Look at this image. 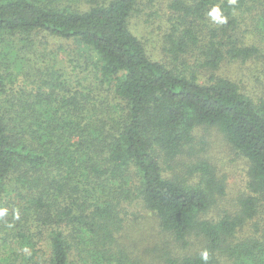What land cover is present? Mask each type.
I'll return each mask as SVG.
<instances>
[{
    "label": "trees",
    "instance_id": "1",
    "mask_svg": "<svg viewBox=\"0 0 264 264\" xmlns=\"http://www.w3.org/2000/svg\"><path fill=\"white\" fill-rule=\"evenodd\" d=\"M147 11L170 61L130 28ZM257 57L264 0H0V264H133L117 234L135 203L181 246L200 239L162 264H264V96L217 74ZM201 126L249 164L247 196L218 217ZM183 153V175H165Z\"/></svg>",
    "mask_w": 264,
    "mask_h": 264
},
{
    "label": "rangeland",
    "instance_id": "2",
    "mask_svg": "<svg viewBox=\"0 0 264 264\" xmlns=\"http://www.w3.org/2000/svg\"><path fill=\"white\" fill-rule=\"evenodd\" d=\"M163 25L162 17L154 11H147L145 14L139 13L130 21V28L142 40L149 54L167 62L166 59L170 61V56L166 52L167 44L163 37L165 26ZM73 43L69 41L67 44L74 46L75 43ZM217 74L231 77L244 92L264 96V59L260 57L251 58L245 62L225 63L217 71ZM192 137L196 153L211 163L215 174L224 185L223 194L218 197L217 203L213 204L212 209L206 213V217H218L224 213L236 211L240 201L248 193L247 172L249 164L247 159L231 147L217 127H198L192 133ZM179 157L182 165L177 160L161 162L165 175L171 176L173 172H179L183 175L181 168L189 162V155L183 153ZM122 205L124 206V200H122L121 207ZM124 209L127 210L124 211ZM120 213L125 218L122 219L120 235L117 234V236L129 256L128 262L133 264H162L168 254L172 257H182L201 249V242L197 235L189 236L188 245L183 247L171 235L161 232L156 225L157 221L154 215L148 212L141 203H135L128 208L126 205ZM125 236H130L132 240L140 236L141 239L135 247L133 241L124 238Z\"/></svg>",
    "mask_w": 264,
    "mask_h": 264
},
{
    "label": "clouds",
    "instance_id": "3",
    "mask_svg": "<svg viewBox=\"0 0 264 264\" xmlns=\"http://www.w3.org/2000/svg\"><path fill=\"white\" fill-rule=\"evenodd\" d=\"M231 3H235V0H230ZM211 17L213 18L214 21H216L217 23H225L226 22V17H224L220 10L217 8V9H213L210 13ZM5 209H0V215H3L5 213ZM201 258L204 260V261H207L208 260V253L206 251L202 252L201 253Z\"/></svg>",
    "mask_w": 264,
    "mask_h": 264
}]
</instances>
